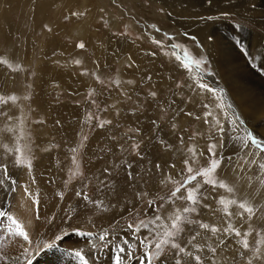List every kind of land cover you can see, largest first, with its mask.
<instances>
[{"label":"rangeland","instance_id":"rangeland-1","mask_svg":"<svg viewBox=\"0 0 264 264\" xmlns=\"http://www.w3.org/2000/svg\"><path fill=\"white\" fill-rule=\"evenodd\" d=\"M263 1L0 0V209L30 238L19 264L58 247L264 264Z\"/></svg>","mask_w":264,"mask_h":264},{"label":"bare ground","instance_id":"bare-ground-1","mask_svg":"<svg viewBox=\"0 0 264 264\" xmlns=\"http://www.w3.org/2000/svg\"><path fill=\"white\" fill-rule=\"evenodd\" d=\"M44 1V0H43ZM200 1V0H199ZM236 1V0H235ZM260 1V0H259ZM45 2H46V0H45ZM242 2V1H241ZM244 2V1H243ZM256 2V1H255ZM264 2V1H263ZM232 3V2H231ZM40 4V3H39ZM213 4V3H212ZM215 4V3H214ZM257 4V3H256ZM229 5V4H228ZM236 5V4H235ZM246 5V4H245ZM179 6H181V5H179ZM241 6H243V5H241ZM248 6V5H247ZM249 6H250V3H249ZM252 6V5H251ZM182 7V6H181ZM191 7V6H190ZM234 7V6H233ZM240 7V6H239ZM244 7V6H243ZM241 8L242 10H244V11H247L248 9H252L251 7H247V8ZM225 8V7H224ZM215 10H216V8H215ZM220 10V9H219ZM218 10V11H219ZM231 10V9H230ZM209 11V10H208ZM217 11V10H216ZM217 11V12H218ZM228 12V11H227ZM190 13V12H189ZM213 13H214V11H213ZM220 13V12H219ZM232 13V12H231ZM209 14V13H208ZM237 14H239V13H237ZM257 14V13H256ZM184 15H186V14H184ZM218 15H220V14H218ZM250 15V14H249ZM248 15V16H249ZM207 16V15H206ZM183 17V16H182ZM200 17V16H199ZM185 18V17H184ZM190 18V17H189ZM198 18V17H197ZM213 18H215V17H213ZM245 18V17H244ZM264 19V18H263ZM249 20H251V19H249ZM206 21V20H205ZM208 21V20H207ZM211 22V21H210ZM229 23V22H228ZM232 27V26H231ZM243 27V26H242ZM263 29V28H262ZM214 30V29H213ZM212 30V31H213ZM247 31H248V29H246ZM215 32V31H214ZM244 33V32H243ZM225 34V33H224ZM212 35H213V33H212ZM231 35V34H230ZM244 36H245V34H244ZM256 36H258L257 34H256ZM232 37V36H231ZM243 37V36H242ZM229 38V37H228ZM247 40V39H246ZM249 40V39H248ZM255 40H257V39H255ZM261 41V40H260ZM214 42V41H213ZM230 42H232V41H230ZM254 44H255V42H254ZM212 45V44H211ZM216 45V44H215ZM228 45V44H227ZM242 45V44H241ZM251 45V44H250ZM254 46V45H253ZM257 46H258V44H257ZM206 47V46H205ZM236 47V46H235ZM248 47V46H247ZM255 47V46H254ZM211 49V48H210ZM213 49V48H212ZM211 49V50H212ZM226 49V48H225ZM224 49V50H225ZM234 49V48H233ZM258 49V48H257ZM209 50V49H208ZM220 50V49H219ZM229 51V50H228ZM250 51V50H249ZM214 52V51H213ZM239 52V51H238ZM254 52V51H253ZM252 52V53H253ZM255 53V52H254ZM262 53V52H261ZM260 53V54H261ZM221 54V53H220ZM227 54V53H226ZM231 54V53H230ZM233 54V53H232ZM231 54V55H232ZM235 54V53H234ZM230 55V57H234V56H231ZM222 56V55H221ZM236 56H237V54H236ZM214 57V56H213ZM216 57V56H215ZM223 57V56H222ZM218 58V57H217ZM236 58V57H235ZM263 59V58H262ZM232 61H234V60H232ZM222 62V61H221ZM258 62V61H257ZM240 63V62H239ZM221 64V63H220ZM223 64V63H222ZM232 64V63H231ZM241 64V63H240ZM224 65V64H223ZM218 66V65H217ZM229 66V65H228ZM242 68V67H241ZM221 70V69H220ZM222 71V70H221ZM246 72H247V70H246ZM245 73V72H244ZM243 73V74H244ZM255 73V72H254ZM251 74V73H250ZM253 74V73H252ZM249 75V74H248ZM254 75V74H253ZM204 76V75H203ZM202 76V77H203ZM228 77V76H227ZM255 77V76H254ZM204 78V77H203ZM206 78V77H205ZM208 78V77H207ZM210 78V77H209ZM220 78V77H219ZM232 78H233V76H232ZM211 79V78H210ZM250 79V78H249ZM213 79H211V81H212ZM246 80V79H245ZM257 80V79H256ZM264 80V79H263ZM209 81V80H208ZM225 81V80H224ZM246 83H247V81H245ZM211 83V82H210ZM213 83V82H212ZM224 83V82H223ZM228 84V83H227ZM256 84V83H255ZM211 85V84H210ZM216 85V84H215ZM248 85H250V84H248ZM259 85V84H258ZM205 86V85H204ZM209 86V85H208ZM217 86V85H216ZM228 86V85H227ZM239 86V85H238ZM218 87H219V84H218ZM225 87H226V85H225ZM245 87H247V86H245ZM255 87V86H254ZM264 87V86H263ZM262 87V88H263ZM208 89V88H207ZM218 89V88H217ZM258 89H260V88H258ZM204 90H205V88H204ZM229 90V89H228ZM254 90V89H253ZM257 90V89H256ZM255 90V91H256ZM203 91V90H202ZM254 91V92H255ZM208 92H209V90H208ZM203 93V92H202ZM211 93H213V92H211ZM224 93V92H223ZM230 94H232L231 92H229ZM235 93V92H234ZM214 94V93H213ZM228 94V93H227ZM219 95V94H218ZM212 96V95H211ZM234 96V95H233ZM235 96H236V94H235ZM198 97H200V96H198ZM214 97V96H213ZM218 98V97H217ZM239 98V97H238ZM227 99H229V98H227ZM226 99V100H227ZM239 100V99H238ZM212 101V100H211ZM216 101V100H215ZM222 101V100H221ZM240 102V101H239ZM209 103V102H208ZM227 103V102H226ZM240 104V103H239ZM222 107V106H221ZM228 107V106H227ZM262 108H263V106H261ZM225 108V107H224ZM244 108V107H243ZM247 108V107H246ZM250 108V107H249ZM226 109V108H225ZM255 109V108H254ZM248 110H252V108L251 109H248ZM257 110V109H256ZM264 110V109H263ZM260 111H261V109H260ZM246 112H248V111H246ZM255 112V111H254ZM264 112V111H263ZM228 113V112H227ZM241 114V113H240ZM262 114V113H261ZM259 115V114H258ZM236 116V115H235ZM245 116V115H244ZM247 116V115H246ZM251 117H254V114L251 116ZM258 117V116H257ZM244 118V117H243ZM249 118H250V116H249ZM260 120V119H259ZM245 121V120H244ZM254 121H256V120H254ZM254 121H253V123H254ZM241 122V121H240ZM252 122V121H251ZM261 122V121H260ZM256 123V122H255ZM257 124V123H256ZM261 125V124H260ZM253 127V126H252ZM263 127V126H262ZM260 129V128H259ZM261 130V129H260ZM264 131V130H263ZM263 134H264V132H263ZM263 146V145H262ZM0 213H3V215H0V228L4 231V234H2V239H4V236H5V233L7 234V238H9L8 239V241L7 242H9V244H10V247L8 248V249H6L4 252H0V264H19V262H20V260H19V245H18V243L17 242H19V234L17 233V234H14V232H12V228L13 229H17V224H14L13 223V219H15L14 217H12V220H11V223H7V221H8V219L6 218V213H5V210H3V209H0ZM16 220V219H15ZM18 224H19V221H18ZM9 226V230H8V232H7V230H6V228ZM2 233V232H1ZM78 234V233H77ZM80 236V235H79ZM83 236V235H82ZM70 238V237H69ZM13 241H15L13 244H12V242ZM17 241V242H16ZM77 244H82V239L80 238V237H78V238H76L75 240H74ZM77 253V252H76ZM76 253L74 254V255H72L71 254V252L70 251H68L67 249H65V248H62V247H58V250L56 251H54V250H49V249H47V250H44V251H42V252H40V253H38L33 259H31V260H29V261H27L26 262V264H84V259L83 258H81V257H83L82 255L81 256H77L76 255ZM37 258V259H36ZM36 259V260H35ZM35 261V262H34ZM23 264V263H22Z\"/></svg>","mask_w":264,"mask_h":264},{"label":"snow or ice","instance_id":"snow-or-ice-1","mask_svg":"<svg viewBox=\"0 0 264 264\" xmlns=\"http://www.w3.org/2000/svg\"><path fill=\"white\" fill-rule=\"evenodd\" d=\"M81 47H83V45H81ZM253 142H254V143H257V146H258V147L261 146V143H264V142H257V141H255V140H253ZM214 166H215V165H214ZM261 166L264 167V165H261ZM194 178H195V177H193L192 179H194ZM222 186H223V185H222ZM188 198H189V199H194L193 196H192L191 194H189V197H188ZM240 207H241V208H244L245 205H244V204H241ZM247 210H248L249 212H251V209H250V208L247 209ZM185 211H187V209H185ZM0 215H3V213H0ZM13 223H14V224H17V232H18V234H19V235H20L25 241H29L30 238H29L27 232L24 230L23 225L18 224V221L15 220V219H13ZM202 226L205 227V228L208 227V225H202ZM213 230H215V229H213ZM237 234L239 235V233H237ZM169 235H170V233H169ZM245 247H247V243H246V242H245ZM121 251H123V250H121ZM76 255H77V256H81V253L77 252ZM81 258H83V257H81ZM196 259L199 260V257H197ZM85 264H87L86 261H85ZM117 264H119V257L117 258Z\"/></svg>","mask_w":264,"mask_h":264}]
</instances>
